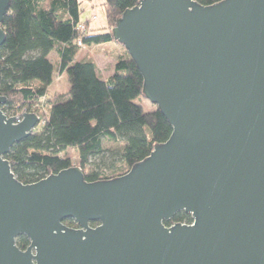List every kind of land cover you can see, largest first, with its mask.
Here are the masks:
<instances>
[{
    "label": "water",
    "instance_id": "water-1",
    "mask_svg": "<svg viewBox=\"0 0 264 264\" xmlns=\"http://www.w3.org/2000/svg\"><path fill=\"white\" fill-rule=\"evenodd\" d=\"M111 32L171 134L115 178L24 184L4 155L39 117L0 108V264H264V0H139Z\"/></svg>",
    "mask_w": 264,
    "mask_h": 264
},
{
    "label": "trees",
    "instance_id": "trees-1",
    "mask_svg": "<svg viewBox=\"0 0 264 264\" xmlns=\"http://www.w3.org/2000/svg\"><path fill=\"white\" fill-rule=\"evenodd\" d=\"M84 1L91 0H10L1 23L5 41L0 46V95L6 102L0 108L7 116L25 110L41 118L4 155L24 184L74 165L88 182L115 178L171 134L170 124L156 106L146 112L135 102L143 96L142 76L111 32L116 19L139 0H103V32L90 28L89 18L81 19ZM195 1L211 5L220 0ZM80 24L85 27L81 47L114 43L123 49L106 79L94 61L74 60ZM52 52L58 57L56 63L48 57ZM56 69L66 73L69 87L47 98ZM62 222L77 227L71 218ZM191 222L190 214L179 211L164 224ZM16 245L24 250L29 239L19 235Z\"/></svg>",
    "mask_w": 264,
    "mask_h": 264
},
{
    "label": "rangeland",
    "instance_id": "rangeland-1",
    "mask_svg": "<svg viewBox=\"0 0 264 264\" xmlns=\"http://www.w3.org/2000/svg\"><path fill=\"white\" fill-rule=\"evenodd\" d=\"M103 0H92V1H84L82 4L83 12L81 14V19L84 20L86 18L90 19V28L96 29V32H103V27L105 26V16L102 8ZM122 47L119 44L108 43L99 46H91V47H81L79 46V55H83L84 60H92L98 67L99 73L103 76H106L108 72L111 70V67L115 61V57L117 54L122 52ZM56 52H52L51 60L56 63L55 60ZM60 73L57 69L54 72L53 79L59 78ZM56 79V80H57ZM63 80H67V75L63 73ZM135 102L142 106L144 111H152L155 109V105L152 104L148 99L144 96H139Z\"/></svg>",
    "mask_w": 264,
    "mask_h": 264
},
{
    "label": "crops",
    "instance_id": "crops-1",
    "mask_svg": "<svg viewBox=\"0 0 264 264\" xmlns=\"http://www.w3.org/2000/svg\"><path fill=\"white\" fill-rule=\"evenodd\" d=\"M78 51L75 53L74 60L75 61H82V60H84V58L82 57L83 55L82 56L79 55ZM51 54L52 53H50L49 56H48L49 59H51ZM55 60H58L57 55L55 57ZM112 70H113V65L111 67V70L108 72V74L106 76H103V75L100 74L101 77H102V79H106L108 76H110L111 73H112ZM63 73L64 72L60 73L59 78L58 79L56 78L57 80L54 78L52 80L51 84L48 86L47 93H46V97L47 98H50L53 94H56L58 92H67L68 87H69V84H68V80H65V79L63 80L62 79L63 78Z\"/></svg>",
    "mask_w": 264,
    "mask_h": 264
},
{
    "label": "built area",
    "instance_id": "built-area-1",
    "mask_svg": "<svg viewBox=\"0 0 264 264\" xmlns=\"http://www.w3.org/2000/svg\"><path fill=\"white\" fill-rule=\"evenodd\" d=\"M78 29H79L81 35H80V38L77 39L76 44H77L78 46H81V36H83V35L85 34V27H84L83 24H80V25H78ZM23 112L26 113L27 111L22 110V112H20V113H17V114H15V115H10V116H14V117H16L14 123H18V122L21 121ZM6 116H7V115H6ZM37 116L39 117V123H40V122H41V118H40V116H39L38 114H37ZM8 117H9V116H8Z\"/></svg>",
    "mask_w": 264,
    "mask_h": 264
}]
</instances>
